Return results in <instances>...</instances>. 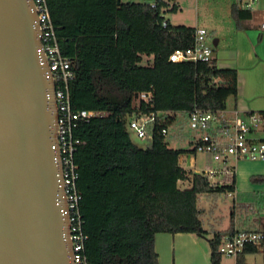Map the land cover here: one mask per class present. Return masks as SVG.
<instances>
[{"label": "trees", "instance_id": "trees-1", "mask_svg": "<svg viewBox=\"0 0 264 264\" xmlns=\"http://www.w3.org/2000/svg\"><path fill=\"white\" fill-rule=\"evenodd\" d=\"M154 2L155 7L140 1L48 0L60 48L73 61V106L105 113L74 129L85 141L75 160L88 236L85 253L92 264H160L156 234L206 235L199 195L233 189L210 186L200 175L192 178L180 164L181 154L191 149L170 147L159 126L147 147L132 140L129 121L134 115L163 112V122L175 126L184 122L179 113L188 123V112L196 106L223 110L228 98L238 94L237 70L218 67L215 58L170 60L175 50L194 43L196 27L173 25L165 16L169 2ZM177 6L174 3L171 9ZM231 12L237 26L252 16L251 8L237 2ZM145 56L152 61L144 63ZM187 181L191 187H179V182ZM223 234L216 231L209 239L211 264L221 263ZM252 253L264 254V249L246 245L238 264Z\"/></svg>", "mask_w": 264, "mask_h": 264}, {"label": "water", "instance_id": "water-1", "mask_svg": "<svg viewBox=\"0 0 264 264\" xmlns=\"http://www.w3.org/2000/svg\"><path fill=\"white\" fill-rule=\"evenodd\" d=\"M55 88L34 1L0 0V264H75Z\"/></svg>", "mask_w": 264, "mask_h": 264}, {"label": "built area", "instance_id": "built-area-1", "mask_svg": "<svg viewBox=\"0 0 264 264\" xmlns=\"http://www.w3.org/2000/svg\"><path fill=\"white\" fill-rule=\"evenodd\" d=\"M33 1L39 15L42 43L56 84L58 141L71 221L70 234L75 264H92L85 253L88 236L83 229L84 219L79 207L82 195L77 187L79 165L75 160L76 151L85 141L75 136L74 129L81 121H89L105 113L100 110L76 109L73 106L70 94V82L75 76L73 61L64 55L60 48L48 0ZM236 2L242 7L252 9L258 0H237ZM152 6L155 7L156 3L153 2ZM163 25H168L167 19H164ZM261 26L264 28V22ZM208 34L205 27H197L194 43L184 50H175L170 55V60L211 62L214 58V49L208 41ZM142 97L147 99L148 96L142 94ZM164 120V113L159 111L134 115L129 121V128L134 130L139 138L151 141L155 127H160L162 135L169 134V126L163 122ZM188 127L191 132V150L181 154L180 164L183 167L192 166L193 169L185 167L191 171V177L203 176L210 186L233 187L232 190H227L226 194L234 197L237 162L239 160L264 161V137L258 135L260 131H264V112L254 111L241 114L238 110H233L229 113L226 109L213 111L196 106L188 112ZM198 153L208 158V161L204 160L203 170L195 169V155ZM224 244V253L232 257H238L248 244L264 249V231L234 230L224 235Z\"/></svg>", "mask_w": 264, "mask_h": 264}, {"label": "crops", "instance_id": "crops-1", "mask_svg": "<svg viewBox=\"0 0 264 264\" xmlns=\"http://www.w3.org/2000/svg\"><path fill=\"white\" fill-rule=\"evenodd\" d=\"M231 1L226 6L225 16L216 13L208 20L206 26L197 25L195 27H205L208 30V41L213 46L214 58L218 67L237 70L238 94L236 98L232 96L228 98L231 103H227L226 111L231 113L233 110H238L241 114L254 111L264 112V28L261 26L264 16L259 20H254L256 10L264 12V0H258L252 8V16L241 20L240 26L236 25L231 12L232 5L237 0ZM258 135L264 137L261 131ZM170 147L176 146L171 142ZM196 156L195 162L197 163ZM240 162L244 160H239L237 165ZM253 162H260L262 165L257 169L254 168L251 174L258 175L262 179L258 180L259 183L256 185L251 186V183H240V178L238 180V174H236L234 210L231 211L230 221L224 228L218 230L224 235L240 229L264 231V200L262 199L264 197V161ZM251 191L253 195L248 194L247 196L246 194L243 202L237 200L239 193ZM242 205L245 206L242 208ZM207 234L157 233L155 247L159 254L160 264H211L210 251L206 243L209 242L210 237ZM227 257L234 259L233 264H238V257Z\"/></svg>", "mask_w": 264, "mask_h": 264}, {"label": "rangeland", "instance_id": "rangeland-1", "mask_svg": "<svg viewBox=\"0 0 264 264\" xmlns=\"http://www.w3.org/2000/svg\"><path fill=\"white\" fill-rule=\"evenodd\" d=\"M123 1H140V2H150L153 3L155 0H123ZM169 2V8L165 11V16L170 20L173 25L186 24L190 26H206L208 20L218 13L220 16H225V9L227 5L230 4L231 0H166ZM176 3L177 9H171V6ZM257 2L255 3V5ZM254 5V7H255ZM264 16V12L256 10L254 13V20H259ZM152 57H144V63L151 62ZM231 100H228L230 104ZM138 99L135 101V104H138ZM181 113L178 114L179 119L184 122L181 124L178 121L175 123V126H169V134L166 136V139L175 144L176 147H184L185 149H191V132L188 127V123L184 115L180 118ZM181 122V121H180ZM132 140L141 147H147L151 142L150 140H145L139 138L134 130L130 129ZM264 132L261 131V134ZM197 163L195 169L203 170L205 168L204 160L208 161V158L204 154L198 153L196 156ZM183 163V159L181 160ZM262 164L260 162H253L252 160H244V162L238 163L236 166V172L238 174V180L240 178V183L256 185L259 183L255 180V177L258 175L251 174L254 168L260 167ZM188 169H193V167L186 165ZM179 187H191L192 182H179ZM253 195L251 192H241L239 193L238 201L243 202L245 195ZM249 194V195H248ZM264 200V197L262 198ZM234 198L229 194H200L198 197V207L203 211V228L207 231V236L213 238L216 231L224 228L226 224L230 221L231 211L233 208ZM247 205L246 203H244ZM242 205V208L245 206ZM253 213V212H251ZM250 213V214H251ZM241 214V213H240ZM241 215H239L240 217ZM207 241V240H204ZM207 243V247L210 251V244ZM225 244H224V234L219 243V252L222 255L220 264H233L234 259L227 257L224 253ZM211 252V251H210ZM211 256V253H210ZM211 262V261H210ZM245 264H264V254L262 253H252L245 256Z\"/></svg>", "mask_w": 264, "mask_h": 264}]
</instances>
